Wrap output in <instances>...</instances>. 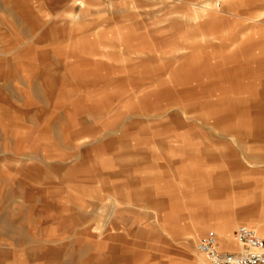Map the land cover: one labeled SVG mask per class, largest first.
Returning <instances> with one entry per match:
<instances>
[{"label": "rangeland", "instance_id": "obj_1", "mask_svg": "<svg viewBox=\"0 0 264 264\" xmlns=\"http://www.w3.org/2000/svg\"><path fill=\"white\" fill-rule=\"evenodd\" d=\"M263 35L264 0H0V264H175L205 217L242 251L236 227L264 224Z\"/></svg>", "mask_w": 264, "mask_h": 264}, {"label": "crops", "instance_id": "obj_2", "mask_svg": "<svg viewBox=\"0 0 264 264\" xmlns=\"http://www.w3.org/2000/svg\"><path fill=\"white\" fill-rule=\"evenodd\" d=\"M79 3L82 4V6L86 5L83 1H79ZM209 3H211V2H207L204 5H202L201 10L193 9L192 16L194 18L200 17V16L212 17V14L207 13L208 8H209ZM160 205H163V203L160 202ZM252 207H253V205L249 206V207L247 206V207H245V210H251V209H253ZM165 217L166 218L165 219L163 218V222H162L163 226L172 225V223H173L172 218H169L167 216H165ZM86 218H88L87 215H81L78 220H79V222H83ZM245 222H246L245 225L256 229L259 232V234L262 237H264V224L261 221L248 219ZM191 224L194 226L193 230H192L190 236L184 242L185 249H184V251H182L180 253L179 262H176L175 264H183L186 261V259L188 258V249L192 246L194 239L197 238L208 227H211L212 228L211 230H214L217 232L218 238H219L218 239L219 240V248L221 251H223V252H235V253L240 252V251H235V250H237V245L234 244V242L232 241V236H231V232L235 228V225H236L235 220L218 221V220H213V219L205 217V218L198 220V221L191 223ZM236 228H238V227H236ZM88 230H89V228L85 229L83 232L85 234H88ZM235 231H236V229L233 231V237H235ZM223 242H225L227 245L222 246ZM61 250L62 249H59V248L58 249H52V248H48V247L44 246L42 258L47 259L48 257H53L54 259H58L61 256ZM196 253H197V257L200 260H202L203 255L201 253H199L198 251H196ZM142 258H143L142 253H134L131 257H129L130 261H132V260L133 261L134 260L140 261V260H142ZM118 259H119V257H118ZM120 259L122 260V258H120ZM129 259L127 261H129ZM104 260H100L101 261L100 264H109V262H117L116 258H113L111 260H108L107 258H105Z\"/></svg>", "mask_w": 264, "mask_h": 264}, {"label": "built area", "instance_id": "obj_3", "mask_svg": "<svg viewBox=\"0 0 264 264\" xmlns=\"http://www.w3.org/2000/svg\"><path fill=\"white\" fill-rule=\"evenodd\" d=\"M218 234L209 230L198 242L196 249L204 258L197 264H264V237L247 225L235 231V240L242 251L223 252L219 248Z\"/></svg>", "mask_w": 264, "mask_h": 264}, {"label": "bare ground", "instance_id": "obj_4", "mask_svg": "<svg viewBox=\"0 0 264 264\" xmlns=\"http://www.w3.org/2000/svg\"><path fill=\"white\" fill-rule=\"evenodd\" d=\"M256 230V229H255ZM257 231V230H256ZM258 232V231H257ZM258 234H259V232H258ZM260 235V234H259ZM261 236V235H260ZM262 237V236H261ZM225 245H227L225 242H223L222 243V246H225ZM203 258H204V256H203ZM203 260V259H202Z\"/></svg>", "mask_w": 264, "mask_h": 264}]
</instances>
